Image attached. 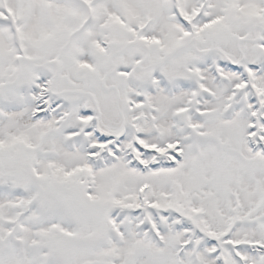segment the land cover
<instances>
[{"label":"snow or ice","instance_id":"6c2138e0","mask_svg":"<svg viewBox=\"0 0 264 264\" xmlns=\"http://www.w3.org/2000/svg\"><path fill=\"white\" fill-rule=\"evenodd\" d=\"M0 264H264V0H0Z\"/></svg>","mask_w":264,"mask_h":264}]
</instances>
